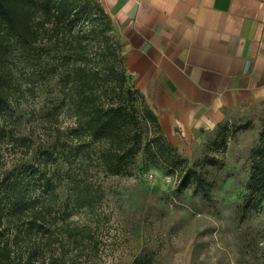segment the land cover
<instances>
[{"label":"rangeland","instance_id":"obj_1","mask_svg":"<svg viewBox=\"0 0 264 264\" xmlns=\"http://www.w3.org/2000/svg\"><path fill=\"white\" fill-rule=\"evenodd\" d=\"M87 3L74 28L91 39L90 63L95 66L104 52L105 33L117 37V25L101 0ZM13 67L17 90L12 108L19 123L9 126L26 136L31 148L26 152L23 144L0 146V190L5 187L4 171L21 174L25 163L34 161L35 150L46 144L55 154L70 157V164L61 162L59 167L72 168L90 182L97 196L90 209L70 205L81 223L90 214L93 247L82 244L78 251L63 254L64 264L73 256L74 264H136L137 257L152 259L151 264H264V185L259 187L251 177V153L264 123V100L226 111L225 119L211 129H196L188 136L165 133L172 144L163 142L162 154L145 159L140 154L127 173L113 174L97 164L98 143L87 147L90 159L77 152L79 137L67 131L71 118L58 104L59 87L45 78V70L32 74L17 58ZM128 83L139 92L124 96L127 102L137 103L141 111L144 100L150 106L130 75ZM107 91L106 100L117 97L110 88ZM50 111L58 119L49 118ZM59 134L61 140L55 144ZM189 170L192 177L182 186ZM149 172L156 178H145ZM198 176L209 184V195L197 186ZM58 188L64 196L62 184Z\"/></svg>","mask_w":264,"mask_h":264},{"label":"trees","instance_id":"obj_2","mask_svg":"<svg viewBox=\"0 0 264 264\" xmlns=\"http://www.w3.org/2000/svg\"><path fill=\"white\" fill-rule=\"evenodd\" d=\"M87 1L0 0V146L23 144L27 145L26 152L31 148L25 142L27 137L9 126L10 122L19 123L12 108L17 90L13 64L17 58L26 62L32 74L45 70V78L58 85L57 102L71 118L67 131L79 137L77 152L90 159L87 147L98 143L97 164L108 173L124 174L140 154L144 159L159 156L163 142L172 143L142 96V111L137 103L124 98L139 90L129 86L121 44L114 35L105 33L104 52L98 55L97 65H91L92 41L87 33L74 28L77 14L85 9ZM107 88L117 96L111 101L105 99ZM48 115L58 119L52 111ZM60 140L59 134L55 144ZM251 155V177L263 187L264 123ZM33 156L34 161H27L21 174L12 176L9 170L3 173L0 264H64L63 254L78 251L82 244L93 247L90 214L89 220L81 223L70 209L72 203L86 210L94 206L97 196L90 182L80 179L72 168L63 171L59 165L70 164V157L55 154L46 144L39 146ZM191 177L189 170L181 185ZM32 180L38 181V186ZM61 184L64 196L58 188ZM197 186L205 195L210 194L203 176L197 177ZM75 259L73 256L68 263L74 264ZM135 262L151 264L152 259L137 257Z\"/></svg>","mask_w":264,"mask_h":264},{"label":"crops","instance_id":"obj_3","mask_svg":"<svg viewBox=\"0 0 264 264\" xmlns=\"http://www.w3.org/2000/svg\"><path fill=\"white\" fill-rule=\"evenodd\" d=\"M164 132L211 129L264 100V0H101Z\"/></svg>","mask_w":264,"mask_h":264},{"label":"built area","instance_id":"obj_4","mask_svg":"<svg viewBox=\"0 0 264 264\" xmlns=\"http://www.w3.org/2000/svg\"><path fill=\"white\" fill-rule=\"evenodd\" d=\"M144 177L145 178H148V179H155L156 178L155 175H154V173H152V172L145 173L144 174Z\"/></svg>","mask_w":264,"mask_h":264}]
</instances>
